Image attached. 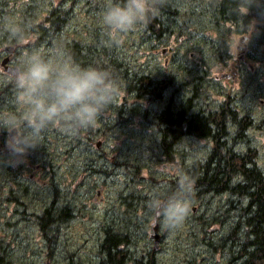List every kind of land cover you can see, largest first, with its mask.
Here are the masks:
<instances>
[{
  "label": "rangeland",
  "instance_id": "1",
  "mask_svg": "<svg viewBox=\"0 0 264 264\" xmlns=\"http://www.w3.org/2000/svg\"><path fill=\"white\" fill-rule=\"evenodd\" d=\"M4 1L0 49L25 42L15 56L25 79L15 88L0 72V93H10L0 110V257L9 264H103L110 258L102 243L116 234L122 238L113 257L118 264H240L250 211L244 199L222 192L238 178L227 188L219 184L217 193L197 186V167L215 142L185 140L172 147L169 161L154 118L162 105L128 89L125 80L167 81L163 100L182 89L189 99L190 83H198L194 107L216 113L228 104L241 125L226 119L220 141L226 150L216 154L226 164L230 157L234 171L246 155L249 167L264 173V18L242 7L238 21L220 20L214 0H166L164 15L154 0H44L67 13L57 39L36 44L25 38L18 13L27 0ZM242 34L249 40L237 62ZM65 43L78 46L79 60ZM162 48L169 54L165 65ZM112 60L124 68L121 77L108 66ZM201 74L205 83L196 80ZM222 74L231 76L216 79ZM66 88L75 94L59 102L54 92ZM75 104L83 109L77 114L70 108ZM12 127L19 132L10 149L18 155L8 153ZM36 166L37 183L27 179ZM63 206L66 221L41 233L37 219L44 209ZM155 224L162 240L154 251Z\"/></svg>",
  "mask_w": 264,
  "mask_h": 264
},
{
  "label": "trees",
  "instance_id": "2",
  "mask_svg": "<svg viewBox=\"0 0 264 264\" xmlns=\"http://www.w3.org/2000/svg\"><path fill=\"white\" fill-rule=\"evenodd\" d=\"M74 1L75 0H69L71 4ZM114 1H116V3H121L122 0ZM154 1L158 5L159 13L164 15V10L169 9V1ZM261 4L264 5V0L259 3L258 0H214L212 6L216 17L223 21L233 22L239 20L238 11L242 7H248L250 10L255 11L256 14L264 18V6ZM4 8L5 1L0 0V15ZM257 9H259V12L256 11ZM18 13L23 20L22 23L24 24L25 38L29 37V35L33 36L36 39V44H40L57 39L55 38V35L57 34L56 28L59 29L60 23L65 21L63 14H66L67 12L56 6L47 7L44 0H27L25 6L23 5ZM58 21L59 23L56 25ZM54 25L56 26L54 27ZM157 31L159 30L151 31V33L154 34ZM159 33H161V31H159ZM63 45H66L68 49L71 48L74 58L79 60V49L78 51L74 49V47H78L77 45L73 43H65ZM111 64L112 65L108 66L121 77L122 73L120 70H124V68L120 66V64H116L114 60H112ZM192 75L193 74L190 73L189 77H192ZM149 79V77H131L127 78L125 82L128 85V89L134 92H139L142 95L154 96V98H158L157 101L162 105L160 109L161 112L155 114L154 118L161 133L163 155L169 159L170 151L174 146L172 143H174V140L176 141L177 135L182 133V129H184V133L190 136L210 139L215 142L216 150L207 156L203 165L197 167L196 175L198 176L197 178H193V181L197 186L200 185L204 187L206 191L217 193L219 191L216 187L219 186V184H224L226 186L224 188H227L232 177H235L236 181L238 178V184L234 187L223 189L222 192L226 193L229 191L230 193L237 195L239 198L244 199L247 203L246 209L250 211L249 217L245 223L248 235L242 246V248H245L241 250L245 255H241L240 252L239 258H242L240 264H264V173L258 170L255 165L249 167L252 162L245 158L247 157L246 155H244L245 157L238 159L239 169L238 171H234L233 167H230V165L232 166L231 159H229L230 157H228L230 164H226L224 159L225 155L218 156L216 154L218 149L222 151L226 150L221 147L220 141L225 135L224 128L227 118H229L239 130H241V125L235 119L236 114L233 112L232 106L221 104L216 113H202L194 107L192 103L193 96L195 97L198 91V83H190L191 97L188 100L184 99V92L182 89L179 92L174 91V97L172 101H170L168 93L164 100L162 94L164 90H167L165 88L169 87V83L165 80L153 81ZM216 79H221V77L216 76ZM196 80L205 83L202 74L196 77ZM52 84L53 87H58V85H60L59 79L55 80ZM180 85L181 88L185 86L184 83H181ZM57 93L59 92H54V97L60 102L62 98H60ZM9 97V91H3V93H0V110L5 106L4 101ZM71 97L72 94L70 95V98ZM19 149L25 150V146H20ZM89 165L90 164L88 163V166ZM94 166L95 165L92 164V168ZM93 172L96 171L93 169ZM66 219L67 210L65 206L61 207L59 211L55 213L54 211L52 212L50 207H47L42 212V216L37 219V226L41 233H46L48 225L54 222L61 224L65 222ZM121 241L122 238L116 234H111L106 237L102 245L104 252L109 254L108 256L110 259L103 264H115V262L118 264L113 257L119 254V250L116 249L122 244ZM0 264H9V262L4 261L0 257Z\"/></svg>",
  "mask_w": 264,
  "mask_h": 264
},
{
  "label": "flooded vegetation",
  "instance_id": "3",
  "mask_svg": "<svg viewBox=\"0 0 264 264\" xmlns=\"http://www.w3.org/2000/svg\"><path fill=\"white\" fill-rule=\"evenodd\" d=\"M240 36H247V35L242 34V35H240ZM240 36H239V37H240ZM247 37H248V36H247ZM248 40H249V37H248ZM248 40L246 41V44H242V45L240 46L239 49H237L238 45L236 46V50H242L241 53H239V54L237 55V58H236L237 62H239V61H240V62H243V61H244V57H243V56H244V50H243V48H246ZM6 46H13V47H14V49H13V51H12V54H11L10 57L8 58L7 65H9V66H16V67L18 68L19 72H20V75H21L22 79H21L20 82H17V81H16L15 79H13V78H10V77H8V76H5L4 74H2V75L6 77V80L9 81L11 85H13L15 88H18L19 86H21V85L23 84V80L25 79V73H24L23 69L20 67V65H18V63L16 62V60H15V56H16V54H17V52H18L19 50L25 49V42H23V41H20V42L12 41V42H10V43H8V44H4V45L1 47V49H0V61H1L2 59H4V58L7 57V54H6L5 52H3V50H2V48H3V47H6ZM162 50H165V53H164L163 55L161 54V51H162ZM159 53H160L161 56H164V58H163V64L165 65L166 62H167V58H166L165 56H166V55H167V56L169 55V54H168V50H167V48H162V49L160 50ZM240 57H241V58H240ZM250 68H252L251 65H250ZM14 80H15V81H14ZM183 87H184V86H183ZM183 87H182V88H183ZM183 91H184V90H183ZM173 92H174V91L168 93L169 96H170V101H172V99H173V97H174ZM66 94H67V97H63V96H65ZM71 94H72V96H73L75 93H74V91H73L72 89H68V88L64 89L62 92L57 93V95H58L60 98H63V99H64V102L69 101V98H70V95H71ZM185 100H188V98H186ZM62 103H63V101H62ZM69 104H70V102H69ZM64 105H65V104H64ZM81 106H82L81 104H75L74 107L71 106L70 108L72 109V112H73L74 114H77L78 112H81V111L83 110ZM67 110L69 111V108H67L65 111L67 112ZM159 112H161V111L159 110L156 114H158ZM16 128H17V127H16ZM18 132H19V129L17 128V137H16L15 140L11 141V140H9V138H8V145H7V146H9V147H8V148H9V150H8V153H9V154L14 153V150H11V149H10V145L15 144V143L17 142V140H18ZM181 132H182V133H181L180 135H177V139H176V141L174 140L173 145H179V144L184 145V144H185V140H188V139H192V140H196V139H200V140H202V139H204V138H197V137L190 136V135L184 133V129H182ZM3 146H5V143H4V144L2 143V138H1V134H0V149H2ZM183 151H184V150H183ZM171 152H172V150L170 151V153H171ZM28 154H29V153H27V152H25V154H24V152H23V154L21 155V157L28 156ZM182 155L185 156V153L183 152ZM168 160L171 161V160H173V159H171V157H170V159H168ZM173 163H175V162L173 161ZM38 170H39V167L36 166V167H35V171H32V173L29 174V175L27 176L28 181L32 180L33 178H34V180H35L36 183L39 181V178H37V177L35 178V177H34L35 173H36ZM186 174H188V172H185L184 176H185ZM188 175H189V174H188ZM157 234H158V236H159V240H158V245H159V242L162 240V235H161L160 233H158V225H157ZM158 245L156 246L155 249H153L154 251L158 249V248H157Z\"/></svg>",
  "mask_w": 264,
  "mask_h": 264
},
{
  "label": "water",
  "instance_id": "4",
  "mask_svg": "<svg viewBox=\"0 0 264 264\" xmlns=\"http://www.w3.org/2000/svg\"><path fill=\"white\" fill-rule=\"evenodd\" d=\"M247 40H248L247 36L239 37V39H238L239 45H238L237 49H239L240 45L244 44ZM13 49H14L13 46H6L2 49L4 52L7 53V57L0 61V71L3 72L5 75L12 77V78L16 79L17 81H19L21 76L19 74L18 68L16 66L7 65L8 58L12 54ZM164 53H165V50H162L161 54L163 55ZM230 76L231 75H229V74H223V75H221V78L227 79ZM16 135H17V129L15 127L11 128L9 131V140L13 141L16 138ZM98 146H99V143H96V147H98ZM192 211H194L193 208H192ZM151 232H152L151 237L153 239V249H155L157 244H158V240H159V236L157 234V224H155L151 228Z\"/></svg>",
  "mask_w": 264,
  "mask_h": 264
},
{
  "label": "bare ground",
  "instance_id": "5",
  "mask_svg": "<svg viewBox=\"0 0 264 264\" xmlns=\"http://www.w3.org/2000/svg\"><path fill=\"white\" fill-rule=\"evenodd\" d=\"M128 250V249H127ZM96 256V255H95ZM98 256V255H97Z\"/></svg>",
  "mask_w": 264,
  "mask_h": 264
}]
</instances>
